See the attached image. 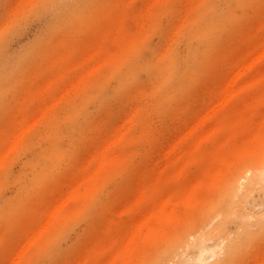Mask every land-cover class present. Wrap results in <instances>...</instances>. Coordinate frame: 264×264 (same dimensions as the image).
<instances>
[{"label": "bare ground", "instance_id": "obj_1", "mask_svg": "<svg viewBox=\"0 0 264 264\" xmlns=\"http://www.w3.org/2000/svg\"><path fill=\"white\" fill-rule=\"evenodd\" d=\"M175 1L152 0L137 22L125 0L52 1L51 24L57 28L67 24L77 33L80 20L98 11L101 21L92 37L69 42L42 70L37 96L52 101L41 106L42 117L33 118L31 106L23 108L5 123L1 142L18 147L20 137L44 126L29 139L33 156L23 169L36 170L34 185L40 188L77 157L91 140L89 131L96 125L99 131L66 190L45 203L35 220L28 213L32 220L2 264H31L71 213L84 209L92 210L99 227L73 264H264L257 250L264 242V0H189L163 48L149 46V31L162 25V16L177 13ZM24 51L0 50V80L21 68ZM109 77L116 85L106 90ZM144 83L149 87L139 90ZM131 89L138 102L124 124L109 132L105 121L96 124ZM198 89L206 99L185 113L156 160L138 162L141 144L160 140L152 116L143 120L140 111L172 120L175 104L190 102ZM243 102L245 108L235 110ZM138 125L140 134L134 131ZM111 187L120 192L107 191ZM258 192L263 198L256 206ZM115 202L123 208L109 209ZM19 213L9 206L0 217L12 228Z\"/></svg>", "mask_w": 264, "mask_h": 264}, {"label": "rangeland", "instance_id": "obj_2", "mask_svg": "<svg viewBox=\"0 0 264 264\" xmlns=\"http://www.w3.org/2000/svg\"><path fill=\"white\" fill-rule=\"evenodd\" d=\"M52 1L0 0V48L2 47L0 50L3 51L5 49L7 53L25 50V56H27L21 68H18L19 70L17 69L13 72L12 76L6 78L4 76L0 80V90H2L0 92V114L3 110L4 113L6 111L5 114L3 113L2 118H0V156L2 154L6 156L5 170H0V214L3 213V208L8 209L9 206L20 210L15 220V225L12 228L5 217H0V264L10 258L12 251L16 247L15 240L17 239V235H20L23 228L32 220L27 217L28 213L31 212V218H34L46 206L44 205L45 203L51 204L54 198L66 190L68 183L75 174V171H77L73 170L77 165V160H83L93 150L99 131L96 128L97 125L92 131H89V139L91 140L82 145L77 157L69 161L62 170L50 173L46 177L47 180L44 186L40 188L34 185L37 175L36 170L23 169L33 156L30 149L27 148L30 142L29 139L40 133V131H43L44 126H37L29 138L25 135L20 137L21 142L18 147L13 148L11 145L7 147L6 142H1L3 133L5 132H3L5 123L10 122L8 121L10 118L13 119L17 114L21 113L23 108L31 106L32 111H30L33 118L38 119L42 117L43 109H41V106L50 105L52 102L50 99L43 101L40 95L37 96V91L41 90V87L44 86V78L41 74L42 70L48 68L50 61L56 58V54L61 52L62 48L69 42H85L92 37L94 26L101 21L98 11L94 15L91 14V16L81 19V22L79 21L80 27L77 33H73L67 24L57 28L51 24V15L55 13L52 8ZM125 1V3H131L132 10L136 13V22L140 14L146 13L152 4V0H137L135 3V0ZM188 2L189 0H176L172 4L177 13L162 16L161 27L158 26V28L149 31L146 37V42L149 46L163 48V45L167 43L170 35H172L171 32L178 24L180 16L178 12L184 11L188 6ZM162 31L165 33L164 37H161L160 33ZM2 56H0V62L5 59V57L1 58ZM260 68L264 69V62L260 65ZM8 71V68L4 69L5 74ZM2 80L4 81L1 82ZM115 85L116 79L109 77L105 89L110 90ZM148 87L149 84L144 83V85L140 86L139 90H144ZM198 90L190 102L185 98L180 104H175L176 111L175 113L172 112L174 114L172 120L165 121L163 113L159 114L153 110L143 109V111H140V118L143 120L150 119L152 116L151 119L153 118V121L156 123L154 132L157 137H160V140L141 144L138 162L146 164L156 160L158 151L163 147L164 142L169 138H173L177 129L181 127L182 118L185 113L187 112L191 115L198 108L199 104L206 99L208 94L201 89ZM136 93L131 89L130 95H126L121 101L112 103L108 110L98 116L96 124H102L105 121L108 124L107 127L105 126L108 129L107 132L124 124L130 112L136 110L135 107H137L138 102L135 99ZM85 96L86 94L83 95V97ZM81 97L76 98L77 103L80 102ZM85 102L86 99L84 100ZM245 106L246 103H240L236 106L235 110H243ZM141 127V125H138V127L134 128V131L139 133ZM21 129H17V136L23 134ZM5 130L8 129L5 127ZM36 144L38 146L40 143L36 142ZM107 191H111L115 195L120 192V189L115 190L114 187H111ZM262 196V192L256 193L252 200L253 204L258 206L263 198ZM99 207L96 209L98 210ZM109 207L111 210L123 208L117 202L111 204ZM98 227L97 218L92 210L84 209L77 215L71 213L70 219L61 227L62 229L54 241L47 245L42 253H38L31 264H73L78 258L82 245L85 244L90 236L93 237ZM14 234L13 238L11 235ZM2 236H6L8 239L7 249L5 245H2ZM4 250H6L5 256L2 254ZM257 250L259 255L264 253V242L257 247ZM254 262V259H250L246 264H254Z\"/></svg>", "mask_w": 264, "mask_h": 264}]
</instances>
